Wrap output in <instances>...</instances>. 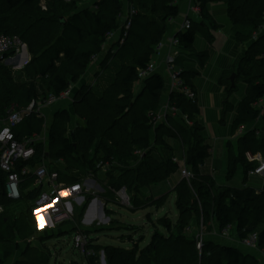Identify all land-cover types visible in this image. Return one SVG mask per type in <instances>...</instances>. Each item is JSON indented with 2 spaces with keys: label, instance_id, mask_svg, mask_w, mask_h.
<instances>
[{
  "label": "trees",
  "instance_id": "16d2710c",
  "mask_svg": "<svg viewBox=\"0 0 264 264\" xmlns=\"http://www.w3.org/2000/svg\"><path fill=\"white\" fill-rule=\"evenodd\" d=\"M85 1L46 0L43 4V0H0V36H19L30 55L23 70L27 76L24 81H16L11 69L4 61L0 62V117H6L13 108L23 110L33 101L39 107L46 105L51 95L59 96L76 85L101 52L108 34L120 28L125 0H92L90 7H84ZM130 2L138 13L117 54L109 53L105 58L103 66L109 71L98 79L96 86H83L73 97L76 115L83 123H77L71 133L72 140L66 136L65 121L55 124L49 133L51 150L37 141L34 158L20 162L18 170L51 159L60 172V180L71 184L82 182V179L70 176L67 167H59V162L70 167V162L76 161L95 178L102 165L110 177L115 175L117 167L124 165L125 170L117 179L111 178L110 186L115 189L117 185L118 190L126 188L132 211L161 208L166 196L156 199L144 195V189L178 171L172 139L177 140L188 155L187 167L193 174L190 181L183 178L173 189L178 220L174 223L168 216L160 218L165 233L155 232L143 248L139 243H133L131 248L106 247L103 254L107 264H259L256 256L236 247L205 241L199 248L196 239L188 236L192 220L199 216L209 228L214 221L222 230L237 227L241 239L256 232L260 236V247H264V190L219 188L211 174L201 171L200 166L210 155L211 147L201 134L202 126L196 121L199 115L197 103L191 102L182 92H172L169 104L188 115L194 125L188 128L172 119L155 129V140H152L154 116L166 83L159 74H153L144 80L140 94H136L135 87L142 81L140 70L153 61L156 47L172 28L180 10L178 0H141L137 6L135 0ZM197 2L201 8L207 3L225 2L238 42H253L236 67V84L241 81L247 85L246 96L240 103L233 126L236 132L241 125H249L258 118L259 112L253 104L264 97V37L255 39L264 25V0ZM62 18L66 19L65 24H62ZM195 33L194 28L179 33L185 49L193 46ZM192 55L196 54L192 52L178 63L183 65L186 60H191ZM9 56L11 54L5 57L8 59ZM201 57L203 55L199 54L200 60ZM112 62L116 63L114 68L110 67ZM229 73H225L226 78ZM194 75L195 72L188 70L181 72L180 77L185 85L193 88ZM236 88L237 85L231 87L230 92H235ZM39 113L34 111L25 116L26 130H15L17 138H21L19 140L36 136L33 121L39 119ZM239 145L240 152L234 156L231 143L227 144L231 176L237 164L242 162V156L248 162L247 152H262L264 156V136H258L255 131L241 136ZM94 150L95 153L104 151V156L89 160ZM137 150L145 152L142 158L137 155ZM6 180L7 173L0 167V207L4 209L14 203L7 196ZM34 181L30 174L22 185V198L28 202H32L41 191L40 187H33ZM131 191L134 195L130 194ZM36 222L32 208L21 217L9 218L0 214V264L12 260L22 247L18 240L11 239L17 236L24 239L33 234ZM90 247L97 250L93 244ZM23 255L24 260H18L16 264H50V253L41 252L36 247L29 246ZM95 257H89V264H93L90 260L97 259Z\"/></svg>",
  "mask_w": 264,
  "mask_h": 264
},
{
  "label": "rangeland",
  "instance_id": "374dc122",
  "mask_svg": "<svg viewBox=\"0 0 264 264\" xmlns=\"http://www.w3.org/2000/svg\"><path fill=\"white\" fill-rule=\"evenodd\" d=\"M42 3L45 4L46 0H43ZM91 4H93V1L87 0L85 1L84 7H90ZM134 4L136 6L137 4H141V0H135ZM125 8L126 2L124 3V10ZM182 20V15H179L174 23H180ZM118 48L119 47L116 44H114V46L112 47L109 46V42L107 40L103 44L100 53L104 54V56H107L109 53L117 54V52L119 51ZM112 50L115 51L112 52ZM22 61L23 60H21L20 62ZM4 63L11 69L16 81H24L27 79V76H25L23 73V70L27 65V61L25 63H21L22 65H19V62L17 60H10V62L5 61ZM115 64V62H112L110 64V67L112 66V68H114ZM108 71L109 70L107 68L104 69V66H101L100 70L98 71L99 73L97 72L96 74L95 82H93V84H91L90 86H96L98 79L101 76L103 77ZM144 84V81H141L140 84L138 83L136 85V94H140L142 92ZM74 89L75 87H73V95L75 92ZM41 109L43 111L41 114L39 113V119L33 121L35 128H37L34 135L38 136V142H42L43 144H45L44 146L48 150H51L49 148V133L55 124L61 122L64 123L65 121L66 136L72 140L71 133L76 128L77 123H83V121L79 120L78 116L76 115V111L74 108V99L60 100L59 102H56L54 104H46L41 106L40 108H37V111L40 112ZM169 122L170 119L168 120V123ZM192 126L193 125L191 124L187 127L191 128ZM26 128L27 120L24 123L22 122L16 128V130H26ZM263 129L264 126L261 127L262 136H264ZM154 131L155 130H152V132ZM240 137L241 136L237 133L235 138L231 139V146L234 156L235 154H239L240 152ZM228 140L229 138H219V136L215 132L211 133V138H207V142L211 147V153L201 164V171L205 174H211L218 183L219 188L231 187L240 189L244 187H251L255 190L260 189L262 184L261 179L257 176L249 175L252 166H255L256 162L249 161L247 159V153L246 159L248 162L245 161V156H242V162H239L237 164L233 175H229L230 170L226 144ZM172 143L174 145L176 144L174 139H172ZM176 145V157L178 161L181 162H178V171L172 174L168 179H165L158 184L152 185L149 188L150 193L148 192L154 198L166 196V202L161 208L148 207L145 209H140L138 211H132L131 204H129L120 196V190H118L117 185L115 189L110 186L111 178L117 179L119 176H121L122 170H125V167H123L124 165L117 167L119 170L117 169L115 175L111 177L107 172H105L106 167L102 165L100 171L104 172L103 174H106V176L103 177L101 175V180L97 179V187L92 188V190L90 189V191H87V182L85 183V180L89 177V175L86 173L85 168L80 167L79 164L76 163V161H71L70 167H68V165L65 166L64 164H59V167L61 168L67 167L66 170L70 176L82 179V183L85 184L86 187L83 194L84 197L82 196V198H80L78 201H73L71 199L69 200L72 205L70 209L72 208L74 211L73 219L63 224L52 226H50V222H45L49 227L45 226V228L43 229L40 228L41 226H39V223L36 222L33 234L27 236L24 239L20 238V236H17L15 239H11L13 241L16 240V242L18 240L22 247L12 258V260L8 261L5 264H16L18 260H24L25 257L23 253L28 249L29 246L36 247L39 251H43L46 254L50 253V264H85L86 262L89 264L90 258L82 254L73 246L74 238L78 230H83L85 232L88 231L86 233L90 235V238H93L92 240L90 239V244L95 245V248L97 249L96 251H98H95V258L97 259L90 260L91 262H93V264H103V253L108 246L131 248L133 243H139L140 247L143 248L151 241V238L155 232L160 231L162 233H165V228L163 225H160L159 219L160 217L162 218V216L166 217L164 215L168 214V218L175 222L177 216H179L176 205V194L172 191V189L180 182L181 171L183 169L182 164L184 161H187L188 157V155L184 153L183 148L180 147L179 142H177ZM257 153L259 152H251L252 155ZM102 156H104V151L95 153L94 150L89 160H91V158L93 157L95 160H98L99 158H102ZM100 162L101 160L98 161V163ZM108 186L111 187L110 190ZM130 194H133L132 191L130 192ZM144 195L148 196L147 192H144ZM128 196L130 197L129 194ZM95 198H98L99 202L103 203V210H100V215L93 223L88 224L85 221H89V219L91 218V214L88 212V210L89 208H91L90 206H93ZM196 198L199 200V196L196 195ZM103 201H106V203H104ZM20 203L21 202L17 204L15 203L6 209L0 207V214H3L9 218L15 216L21 217L23 213L31 208V202H26L27 206H20ZM200 207L203 206L200 204ZM99 208L101 207L99 206ZM82 209L83 212H81ZM32 210L35 214L33 208ZM232 227L233 226L229 228L231 229ZM228 229L222 230L218 226L216 221H214L211 225V228H209V226H205L203 224V219L201 217L195 216L194 220H192V227L188 232V236L195 238L197 242H202V245L205 241H212L214 239H216V241L214 240L212 242L216 244L226 245L230 243L228 239L234 237L237 240V243L234 242L235 240L231 241L230 239V241L245 248L247 253L250 252L252 254H256L255 251L258 250L259 253H257L256 257L259 260V264H264V247H260L259 245V248H248L243 243V239H241L238 235L237 227L235 229L232 228L231 230ZM219 233L224 238H226L227 241H224L223 238H216L219 237ZM0 254H2L1 245Z\"/></svg>",
  "mask_w": 264,
  "mask_h": 264
},
{
  "label": "built area",
  "instance_id": "2783aa9c",
  "mask_svg": "<svg viewBox=\"0 0 264 264\" xmlns=\"http://www.w3.org/2000/svg\"><path fill=\"white\" fill-rule=\"evenodd\" d=\"M65 1L71 2L73 0ZM125 2L126 8L122 14V20L124 19V21L118 29L120 30L119 36L115 40V44L118 47L123 45L128 37L133 25L134 17L138 13L137 8L130 2V0H125ZM197 9H199V7H197ZM191 28L192 20L190 18H186L179 31L172 34L168 32L169 34L167 33L164 36L162 41L156 47L155 52L159 51L160 48L164 46L168 47L169 51L166 55L165 62L171 73L172 90L182 92L191 102L196 103V92L192 88L185 85L180 77L182 71L176 66L177 57L187 52L182 45L179 33L188 32ZM115 32L117 31L115 30L108 34V42L113 40ZM25 46L26 44L17 35H1L0 62L17 60L19 65H22L21 63H25L23 62ZM114 51L115 50H112V52ZM7 54H11L8 60L5 57ZM97 57L98 56H95L94 59ZM21 60L23 61L20 62ZM155 71L156 62L152 61L147 68L140 70L139 76L141 80L144 81L152 76ZM73 87L74 85L62 92L59 96L51 95L46 104H54L60 100L73 99L75 95V93L73 95ZM37 107H39V104L36 101H33L23 110L13 108L9 111L6 117H0V167L7 173L5 185L7 196L14 201L22 199V185L27 180V176L30 174L34 176V186L40 187L41 191L40 194L31 202V208L35 211L37 223H39V226H41L40 228L43 229L45 226L49 227L45 222H50L49 224L52 226L63 224L72 220L74 211L72 208L70 209L72 205L69 200L78 201L82 198L86 187L82 182L68 184L61 181L60 172L57 168H55L56 165L47 161H43L34 168H31L30 166H23L20 170H18L17 166H19L20 162L31 161L34 158L36 154L34 145L38 141V137H26L23 140H19L16 136L15 130L23 122L25 116L37 111ZM253 107L259 112L258 118L249 125H241L237 132L240 136H244L251 131H255L258 136L261 135V127L264 126V97L255 101ZM170 118H175L177 121L183 123L185 127L193 124L189 120L188 115L182 113L180 109L170 106L168 101L165 108L156 112L154 116L153 130H155V128L160 124H168V120ZM136 153L140 158H142L145 152L137 150ZM247 156L249 161L256 162V165L250 170L249 175L257 176L261 179V189L258 191H263L264 156L260 152L253 155L251 152H247ZM175 162L181 163L177 158L175 159ZM98 167H100V165H98ZM182 167V178L190 181L193 174L188 169L186 161L183 162ZM93 178H95L94 175L90 173L89 179L91 180ZM120 196L131 204L130 197L128 196L125 187L120 189ZM242 241L248 248H259L260 236L255 232L250 234L247 238H244ZM73 246L87 257H93L96 255L94 249L90 247V235L83 230L77 231ZM198 247H202V242H198Z\"/></svg>",
  "mask_w": 264,
  "mask_h": 264
},
{
  "label": "crops",
  "instance_id": "0c3cea01",
  "mask_svg": "<svg viewBox=\"0 0 264 264\" xmlns=\"http://www.w3.org/2000/svg\"><path fill=\"white\" fill-rule=\"evenodd\" d=\"M177 4L180 10L179 15H182V19L184 21L186 18H190L192 20L191 29L194 28L196 31L193 46L186 49V53H183L177 57L176 66L182 72H188V70L195 72L193 78L194 86L192 89L197 94L196 103L199 108V115L197 116L196 121L203 128L201 134L207 140V138H211V133L215 132L219 136V138H229L226 144L231 143V139L235 138L238 132V130L234 132L233 126L235 120L239 115L240 103L246 96L247 85L244 82L238 81L236 84V91L231 93L230 76L233 72L237 73L236 67L239 61L246 56L248 48L252 45L253 42L246 44L238 42L237 37L234 33L232 20L230 19L228 14V6L225 2L207 3L203 8H201L198 2L195 0H178ZM197 7H199V9H197ZM175 20H173L172 22V30L170 29L169 31L170 34L179 31L181 25L184 22L182 20L183 22L181 21L180 23H174ZM116 31L117 32H115L113 40L109 42V46L111 47L114 46L115 40L119 36L120 30ZM183 33L185 32H182L180 34ZM260 37H264V25L261 27L260 32L256 35L255 39H258ZM168 51V47L164 46L153 55V61L156 62V71L154 74H159L164 78L166 83L165 89L162 94L161 104L158 110H162L167 106L168 101H170V94L174 92L172 90L171 73L165 62ZM192 52L196 55H192L191 60H186L185 62H183V65L178 63V61H180L181 59L187 58L189 57V55L191 56ZM199 54L203 55V57H201V60L199 58ZM105 58L106 56L100 53V55L98 54V57L90 63L87 71L82 76L80 81L76 85H74V93L78 92V90L84 85L90 86L91 84H93V82H95L96 74L100 70L101 66H103L101 64H103ZM204 58L205 60H202ZM28 60H30V55ZM28 60L27 63L29 62ZM226 72H230L228 78L225 77ZM42 111L43 110L41 109L40 114L42 113ZM172 119L177 121L175 118H170V120ZM177 122L178 124L183 125V123L179 121ZM151 136L152 140H155L156 132H152ZM175 142L177 144V142L179 141L175 140ZM176 144L175 147H177ZM260 153L262 154V152ZM44 161L53 163L51 159H45ZM59 163L60 165H63L62 162ZM103 173L104 172L99 171L96 178H93L91 180L87 176L88 178L85 180V183L87 182L88 184H86L87 191H90V189L92 190V188L97 187V179L101 180V175L103 177L106 176V174L104 175ZM182 179L183 178L181 175V180ZM149 188H145L144 192H147L148 196H152L149 194ZM94 200L95 201L93 206H90L91 208H89L88 210V212L91 214V218L89 219V221H85L88 224L93 223L100 215V210H103V203H100L98 198H95ZM19 202H21L19 204L20 206H27L26 202L28 201L22 198L21 200L14 201L13 204H17ZM104 203H106V201ZM99 206L101 208H99ZM81 212H83V209ZM164 216H168V214ZM178 217L179 216H177V219ZM177 219L175 220V222L177 221ZM232 228L235 229L236 227L233 226ZM231 229L229 228L228 230ZM220 233L219 237L216 238H223L224 241H227V239L224 238ZM230 239L231 241L235 240L234 242L237 243V240L234 237ZM230 239H228L230 243L226 245L236 247L242 252L247 253L245 248L237 245L234 242L232 243ZM214 240L216 241V239ZM255 252L256 254H252L250 252L249 253L251 255L257 256V253H259L258 250ZM85 264L88 263L86 262Z\"/></svg>",
  "mask_w": 264,
  "mask_h": 264
},
{
  "label": "water",
  "instance_id": "95a60500",
  "mask_svg": "<svg viewBox=\"0 0 264 264\" xmlns=\"http://www.w3.org/2000/svg\"><path fill=\"white\" fill-rule=\"evenodd\" d=\"M62 21V24H65L66 23V19L65 18H62L61 19ZM124 21V19H123ZM25 53H24V61L23 62H26L28 59H29V53H28V49L27 47L25 46ZM236 72H233L230 76V81H231V87L234 88L236 86ZM103 264H107L106 263V259H105V256H103Z\"/></svg>",
  "mask_w": 264,
  "mask_h": 264
},
{
  "label": "snow or ice",
  "instance_id": "6c2138e0",
  "mask_svg": "<svg viewBox=\"0 0 264 264\" xmlns=\"http://www.w3.org/2000/svg\"><path fill=\"white\" fill-rule=\"evenodd\" d=\"M62 195H63V193H62Z\"/></svg>",
  "mask_w": 264,
  "mask_h": 264
}]
</instances>
